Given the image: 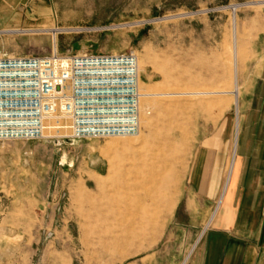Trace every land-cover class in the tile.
<instances>
[{"label":"rangeland","instance_id":"374dc122","mask_svg":"<svg viewBox=\"0 0 264 264\" xmlns=\"http://www.w3.org/2000/svg\"><path fill=\"white\" fill-rule=\"evenodd\" d=\"M18 1L0 56L129 52L151 95L136 135L0 140V264H182L191 152L257 71L264 0Z\"/></svg>","mask_w":264,"mask_h":264},{"label":"crops","instance_id":"0c3cea01","mask_svg":"<svg viewBox=\"0 0 264 264\" xmlns=\"http://www.w3.org/2000/svg\"><path fill=\"white\" fill-rule=\"evenodd\" d=\"M185 183L188 220L174 227L178 251L189 247L182 264H264V55L234 114L224 113L194 146ZM189 214L207 217L197 242Z\"/></svg>","mask_w":264,"mask_h":264},{"label":"built area","instance_id":"2783aa9c","mask_svg":"<svg viewBox=\"0 0 264 264\" xmlns=\"http://www.w3.org/2000/svg\"><path fill=\"white\" fill-rule=\"evenodd\" d=\"M136 57L82 51L50 56H0V140L139 132Z\"/></svg>","mask_w":264,"mask_h":264},{"label":"bare ground","instance_id":"6f19581e","mask_svg":"<svg viewBox=\"0 0 264 264\" xmlns=\"http://www.w3.org/2000/svg\"><path fill=\"white\" fill-rule=\"evenodd\" d=\"M138 66H139V63H138V61H137V59H136V64H135V71H136V77L138 76V74H139V68H138ZM137 84H138V92H139V98H138V120H139V125H140V120H141V117H140V112H141V104H142V102H143V100L145 101V99L147 100L148 99V97L151 95L150 93H145V94H143V93H141V90H140V86H139V77L137 78ZM177 94V93H176ZM208 93H203V95H207ZM164 95H167V94H164ZM169 95H171V96H174L175 94H172V93H169ZM178 95V94H177ZM183 95H185L184 93H183ZM163 98V97H162ZM166 203L168 204L169 203V201H166ZM157 209V208H156ZM155 209V210H156Z\"/></svg>","mask_w":264,"mask_h":264}]
</instances>
